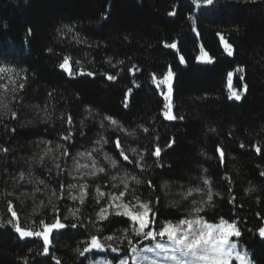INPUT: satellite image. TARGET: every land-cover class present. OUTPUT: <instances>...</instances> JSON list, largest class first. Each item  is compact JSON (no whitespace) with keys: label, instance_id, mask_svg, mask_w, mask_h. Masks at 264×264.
I'll return each mask as SVG.
<instances>
[{"label":"trees","instance_id":"1","mask_svg":"<svg viewBox=\"0 0 264 264\" xmlns=\"http://www.w3.org/2000/svg\"><path fill=\"white\" fill-rule=\"evenodd\" d=\"M3 69L0 264L117 263L194 216L235 224L264 264V0H0V86ZM96 143L126 179L113 188L106 167L94 183L148 204L144 235L97 221L92 191L52 220L56 151ZM54 223L48 245L17 232ZM106 236L123 242L95 250Z\"/></svg>","mask_w":264,"mask_h":264},{"label":"rangeland","instance_id":"2","mask_svg":"<svg viewBox=\"0 0 264 264\" xmlns=\"http://www.w3.org/2000/svg\"><path fill=\"white\" fill-rule=\"evenodd\" d=\"M207 1L209 0H200L202 4ZM2 72L4 74L1 76L6 75V77L1 81L6 82L0 87L5 89L4 87L9 85L10 76L4 69ZM164 84L168 85V81ZM232 95L235 94L232 92ZM166 98L165 117L171 119L169 95ZM99 143L90 148L77 150L69 156L64 154L63 159H61L60 151H56L57 157L53 170L56 177H62L60 178L62 183L58 191H49V187L46 186L43 190L46 193L49 192L53 206L50 210L52 220L56 219L61 212H63L64 219H76L79 205L92 191L97 200L105 201V205L95 212L97 221L105 219L109 214L122 215L136 224V233L144 235L149 225L150 208L148 204L139 199L126 201L123 193H104L99 189L98 184L94 183L96 177L106 172L107 167L111 171L113 188L118 189L122 185L125 187V174L115 170L117 163L114 157L101 147V144L97 146ZM24 197L26 199L23 203L28 201L30 203L28 205L31 206L33 198L27 194H24ZM58 202H60V209L56 208ZM59 227L57 223H54L38 231L32 227L29 230L17 229V232L22 237H39L45 245H48L51 232ZM158 235L162 239L154 240L151 244L143 246L130 257H124L117 263L101 257L88 264H128L129 260L132 264H253L246 250L233 240L238 236L237 228L233 223L220 221L212 224L194 216L178 222L164 223ZM109 241L122 243L123 236L119 238L102 237L101 241L94 240L92 246L95 250L102 251L103 244Z\"/></svg>","mask_w":264,"mask_h":264}]
</instances>
